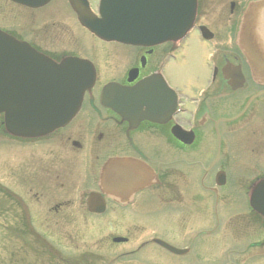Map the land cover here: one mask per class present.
<instances>
[{"label": "flooded vegetation", "instance_id": "af4514ba", "mask_svg": "<svg viewBox=\"0 0 264 264\" xmlns=\"http://www.w3.org/2000/svg\"><path fill=\"white\" fill-rule=\"evenodd\" d=\"M58 3L52 8L61 9ZM246 5L242 0H197L192 28L182 40L137 47L95 41L97 55L94 49L85 53L62 18L54 30L45 33L39 26L46 24L47 14L27 10L25 20L9 26L8 32L57 62L66 56H88L96 79L66 126L47 137L24 141L27 149L11 168L12 181L4 193L48 233L59 232L52 227L68 228L75 222L125 223L143 212L145 190H133L126 202L103 196L99 171L112 158L144 162L159 178L147 199H152L157 216L162 206L168 207L171 221L180 229L173 240L192 254L182 264H255L256 252L262 248L256 245L257 223L248 196L264 173V84L257 79L264 69L256 63L248 66L237 45ZM255 42L264 60L263 33L256 32ZM192 46L201 58L203 85L192 84V80L188 85L174 84L171 73L184 63ZM102 63L105 72L100 70ZM107 83L142 84L145 94L138 111L122 119L102 107L98 94ZM136 121L130 128L129 123ZM177 127L184 132L185 142L173 135ZM218 146L219 155L213 162ZM209 158L204 166L203 159ZM230 166L234 177L228 172ZM193 168L202 170L197 182L189 176ZM219 172L225 175L221 186L215 183ZM93 193L104 202L101 214L87 209V198ZM129 194L126 189L124 195ZM242 202L232 212V204ZM219 203L227 212L218 214ZM70 231L62 229L64 234ZM209 253L215 255L208 257Z\"/></svg>", "mask_w": 264, "mask_h": 264}, {"label": "water", "instance_id": "95a60500", "mask_svg": "<svg viewBox=\"0 0 264 264\" xmlns=\"http://www.w3.org/2000/svg\"><path fill=\"white\" fill-rule=\"evenodd\" d=\"M71 5L79 22L94 34L105 40L128 44L182 37L190 28L195 10V0H100L101 18L96 20L84 0H72ZM248 21L249 15L244 20L241 34L245 46H249ZM18 74L26 81H18ZM93 76L92 68L85 62L51 63L0 32V114H3L6 132L20 137H36L63 126L77 110ZM19 83L22 86L26 83L28 87L22 91L17 88ZM117 91L124 92L114 87L113 92ZM105 96L104 92L102 97L105 99ZM133 100L139 102L137 98ZM263 184L264 181L259 187ZM260 198L256 191L250 204L264 217V200ZM154 242L174 251L165 243Z\"/></svg>", "mask_w": 264, "mask_h": 264}, {"label": "rangeland", "instance_id": "374dc122", "mask_svg": "<svg viewBox=\"0 0 264 264\" xmlns=\"http://www.w3.org/2000/svg\"><path fill=\"white\" fill-rule=\"evenodd\" d=\"M95 1L96 0L93 1L91 0L93 4H95ZM1 16L6 19L10 17L8 11H3ZM78 37L80 38L79 41L81 48L85 50V53H87V47L83 43V41L86 42L87 36L83 33V35L80 34ZM81 39H83V41ZM195 47L196 46H192L186 52L184 63L176 65L175 69L172 71L171 77L174 80V84L188 85L192 80V84L203 85V79L205 75L202 72L201 58L195 55L196 53ZM91 49H94L95 51L93 52V54L97 55L96 54L97 49L93 46H91ZM101 54L102 53L100 48V53L98 55ZM106 55H107L106 60H108L110 56H108V54ZM98 61L101 60L98 59ZM105 69L106 66H104V64L102 63L100 70H104L105 72ZM8 156H9L8 152L4 153V157L8 158ZM7 175L8 173L6 171L0 173V180L2 182H6ZM144 211L145 212L152 211V204H149V206H147ZM97 221H101V220H95L94 222ZM127 222L130 227L128 228L127 233L123 236L127 237L130 241H128L126 245L137 246L141 244L140 243L141 241H145V240L149 241L151 239H159L166 243L176 245L175 240H173V236L176 229L171 227L172 225L171 220H169L168 218H156L153 216H147L146 213H144L142 216H138V217L130 216L129 221ZM0 224L2 226L4 225L8 226V222L6 221H0ZM91 225L92 224L89 223H85L84 225L77 224V227H79L80 230L77 234H74V232L70 234L56 233V235H54L53 238H50V240L54 241L55 244L57 245L61 244L64 247L79 246L80 249H85L86 247L101 246L105 243L109 244L110 243L109 238H105L103 233L102 234L96 233L95 235L90 234ZM77 227L70 226V228L73 231ZM1 235L2 233L0 231V248L1 246H7L2 242ZM105 235H107V232L105 233ZM46 240L49 241L48 239ZM46 240H45L46 243L45 245H48ZM52 241L50 242L53 243ZM32 242L33 241H31L30 243ZM12 244L13 246H18L22 243H17L16 241H14ZM101 252L103 253L104 251L102 250ZM108 254L110 255V257L114 256L112 252ZM1 256H3V254H1V249H0V257ZM131 259L140 262V264H173L172 262L175 261L170 254H168L163 249L159 248L158 246L152 243L146 244L144 248L140 250L136 256H130V257H127V255L124 256L121 262L122 264H128L127 262ZM177 261H181V260H177ZM15 263L17 262L15 261Z\"/></svg>", "mask_w": 264, "mask_h": 264}]
</instances>
